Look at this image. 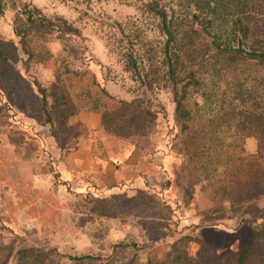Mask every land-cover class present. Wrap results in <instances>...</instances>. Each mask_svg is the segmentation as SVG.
Segmentation results:
<instances>
[{
    "label": "trees",
    "instance_id": "obj_1",
    "mask_svg": "<svg viewBox=\"0 0 264 264\" xmlns=\"http://www.w3.org/2000/svg\"><path fill=\"white\" fill-rule=\"evenodd\" d=\"M137 1L141 11L155 20L161 40L154 44L137 27L125 34L117 25L119 39L106 43L108 55L129 75L136 90L150 95L161 91L170 94L174 132L170 149L183 160L180 172L186 179L187 199L192 200L193 192L202 196L204 202L197 215L203 223L213 226L227 213L233 215L238 226L257 221L249 243L237 253L218 257L212 245L196 242L186 234L173 241L162 259L149 258L146 264H264V212L254 206L264 197V0ZM7 11L12 13L13 38H0V100L5 88L14 84L9 81L12 75L22 80L14 64L19 62L28 69L31 61H38L44 54L54 35L76 36L64 18L47 17L28 0H0V17ZM29 83L37 89L51 136L60 151L69 153L76 149L77 146L66 145L55 131H66L61 119L67 116L71 120L75 113L55 111L59 104L49 107L36 79ZM100 92L108 105L102 107L99 99L87 95V111L101 115L102 131L121 145L138 149L141 156L154 155L156 147L151 137L155 121L146 117L150 112L164 117L163 107L156 104L153 107L157 109L153 110L143 100H125L110 95L104 88ZM145 107L147 115L143 114ZM2 108L0 105V114ZM5 136L4 143L12 147L18 160L30 161L37 155L33 141L22 134ZM226 139L231 141L226 143ZM244 139L253 140L254 151L241 146ZM70 140L71 144L73 139ZM147 147L152 148L148 154ZM5 157L0 144V179L6 181ZM220 157L227 159L225 168L232 164L231 168L236 169L223 184L216 179L220 176L219 167L212 165ZM190 164L192 176L186 171ZM243 169L247 178L240 181L238 176ZM146 227L143 225L145 230ZM195 242L198 249L192 254L190 246ZM135 246L118 244L115 248L136 250ZM12 258L21 264H96L98 260L88 254L60 255L55 249L35 246L8 249L0 264H7ZM130 260L124 264H136L133 257Z\"/></svg>",
    "mask_w": 264,
    "mask_h": 264
},
{
    "label": "rangeland",
    "instance_id": "obj_2",
    "mask_svg": "<svg viewBox=\"0 0 264 264\" xmlns=\"http://www.w3.org/2000/svg\"><path fill=\"white\" fill-rule=\"evenodd\" d=\"M28 1L47 17L64 18L74 28L76 36L54 35L44 54L38 61H31L28 69L19 62L14 64L22 80L12 75L9 81L14 84L8 85L1 96L0 144L6 152L3 169L7 180L0 179L3 180L0 182V260L8 249L41 246L55 249L60 255L88 254L98 258L96 264H124L132 261V257L133 263L146 264L149 258L162 259L173 241L186 234L192 235L196 242L212 245L218 257L245 248L257 221L238 226L233 215L227 213L217 224L207 226L197 215L204 202L202 196L193 192L192 200H188L184 194L187 183L180 172L183 160L170 149L174 135L170 94L161 91L150 95L136 90L129 75L107 53L106 43L119 39L117 25L125 34L137 27L154 44L161 40L155 20L141 11V3L137 0ZM11 16L7 11L0 17V38H13ZM33 78L45 92L49 107L66 103L54 109L59 112L66 110L74 114L89 110L87 95L99 99L102 107L108 105L109 101L100 97L102 88L125 100H143V104L150 105L153 110L157 109L153 107L156 104L163 107L164 117L152 112L146 117L155 121L151 139L156 152L151 157L140 156L137 163L136 171L144 179L142 185L133 187L132 181L117 185L113 191L98 189L93 179L81 181L83 183L76 186L61 179L50 152L45 149L48 147L45 139L51 137V128L41 109L37 89L29 83ZM56 98H60L58 103ZM147 107L143 109L144 115H147ZM61 123L66 131L55 130L60 139L69 147L77 146L83 128L67 116L62 117ZM5 133L22 134L33 141L37 155L30 161L18 160L12 147L4 143ZM70 139H73L71 144ZM230 141L226 139V143ZM244 141L241 146L254 151L253 140ZM145 150L148 154L152 148ZM226 161L220 157L212 163L220 170V176H216L218 183L227 182L235 173L232 164L228 165L230 168L224 167ZM191 167L192 164L186 168L190 175ZM246 178L243 169L238 180ZM84 183L90 186L83 190ZM254 206L264 212V197ZM196 242L190 246L192 254L198 249ZM118 244H134L136 250L130 247L120 250L115 248ZM7 264L21 262L12 258Z\"/></svg>",
    "mask_w": 264,
    "mask_h": 264
},
{
    "label": "crops",
    "instance_id": "obj_3",
    "mask_svg": "<svg viewBox=\"0 0 264 264\" xmlns=\"http://www.w3.org/2000/svg\"><path fill=\"white\" fill-rule=\"evenodd\" d=\"M71 122L79 124L84 131L76 149L69 153L61 152L52 136L45 139L48 145L45 149L50 152L61 179L74 186L80 185L78 183L81 181L93 179L98 189L113 191L117 185L130 184L132 181L133 187L142 185L144 179L136 171L140 152L136 148L121 145L105 134L101 129L99 113L78 111ZM84 186L83 190L90 183H84Z\"/></svg>",
    "mask_w": 264,
    "mask_h": 264
}]
</instances>
